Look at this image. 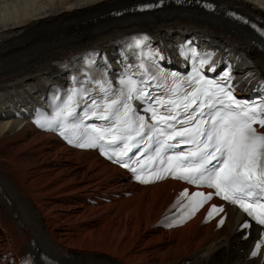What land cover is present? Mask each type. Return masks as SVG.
<instances>
[{
	"label": "bare ground",
	"instance_id": "1",
	"mask_svg": "<svg viewBox=\"0 0 264 264\" xmlns=\"http://www.w3.org/2000/svg\"><path fill=\"white\" fill-rule=\"evenodd\" d=\"M159 1L0 0V264H20L26 252L64 264H258L246 261L253 237L239 241L241 216L233 209L219 231L198 226L199 217L174 231L155 229L169 191L181 185L132 184L94 152L69 149L21 118L50 84L64 81L60 62L99 51L116 66L119 43L137 32L164 50L192 37L209 44L218 61L244 56L240 91L264 82V39L229 17L239 13L264 29V0H166L152 12L132 9Z\"/></svg>",
	"mask_w": 264,
	"mask_h": 264
},
{
	"label": "snow or ice",
	"instance_id": "2",
	"mask_svg": "<svg viewBox=\"0 0 264 264\" xmlns=\"http://www.w3.org/2000/svg\"><path fill=\"white\" fill-rule=\"evenodd\" d=\"M121 83L125 82L122 81ZM128 83L131 85L128 99H131V93L136 91V87L131 80ZM76 95L83 94L74 92L73 95L69 96L65 107L57 113V119L73 114L72 105L75 103L73 97ZM144 97H150V94L141 93L140 98L143 99ZM229 99L232 98L229 97ZM195 102V99L191 101V103ZM121 103V100L113 99L110 103L101 106L95 100H92L91 104L86 103L85 107H90L93 110V115H97L101 120L111 118L109 115L102 113H111L116 116V125L124 124L127 126L128 122L124 117L128 116L130 106L124 103L123 108L125 110L121 114L118 107ZM157 103H160V101H157ZM215 103L222 102L215 101ZM190 106V104H185L186 112ZM207 107L213 108V102L209 101ZM236 107H242L245 110L237 113L231 111L222 113L217 110L214 114L209 113L208 118L203 121L197 120L192 113H187V118L177 121V123L191 125L195 122V127L183 128L182 130H175L174 125L168 123L169 120H176L179 115L178 112L157 119V110L155 108H149L148 110L152 112L153 119L157 120V123L163 122L166 127L174 129L173 133L167 135L168 140H174L179 136L186 138L182 141L183 143L195 145L194 150L189 149L186 152L168 157L169 165L175 163V166L181 169L182 174L177 178L197 186L207 184L208 187L216 190V195L237 204L249 217L264 225V134L259 133L253 127L254 124H258L264 128V102H261L258 106L236 105ZM101 108L102 112L97 113L96 109ZM168 111L169 113L172 112L171 109H168ZM199 115L203 116V111ZM52 123L53 121H45L48 126H51ZM145 128L148 129L149 133L158 132L160 136L165 135L163 128L156 129L154 125H146L143 117L138 118L136 129L125 127L124 131H135L136 136L143 139ZM92 131L96 133L93 137V143H95L97 140L103 141L106 133L112 131L119 133L121 129L119 127H110L104 130L93 128ZM125 139H133V137L115 135L107 143L117 144ZM148 139L151 140L152 136L149 135ZM178 146L179 144L162 143L156 151L159 155L167 149ZM123 147L126 151L130 150L127 143ZM186 196H188L187 190L180 194L181 199ZM192 196H202L205 200L211 199V194L205 195L199 192L193 193ZM213 210H216V206H213ZM209 215H211V212ZM243 226L248 227L249 225L245 223ZM256 247L259 248V243ZM256 254V251H253L252 255L255 256Z\"/></svg>",
	"mask_w": 264,
	"mask_h": 264
},
{
	"label": "rangeland",
	"instance_id": "3",
	"mask_svg": "<svg viewBox=\"0 0 264 264\" xmlns=\"http://www.w3.org/2000/svg\"><path fill=\"white\" fill-rule=\"evenodd\" d=\"M19 242V241H18Z\"/></svg>",
	"mask_w": 264,
	"mask_h": 264
}]
</instances>
